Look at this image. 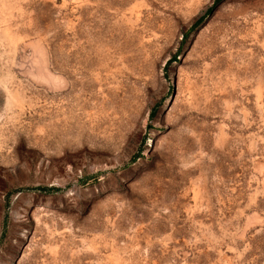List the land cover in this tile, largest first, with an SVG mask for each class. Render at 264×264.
<instances>
[{"label":"rangeland","instance_id":"obj_1","mask_svg":"<svg viewBox=\"0 0 264 264\" xmlns=\"http://www.w3.org/2000/svg\"><path fill=\"white\" fill-rule=\"evenodd\" d=\"M0 264H264V0H0Z\"/></svg>","mask_w":264,"mask_h":264}]
</instances>
